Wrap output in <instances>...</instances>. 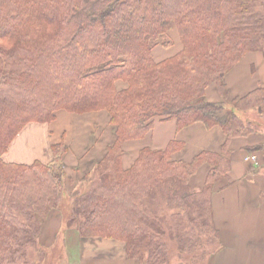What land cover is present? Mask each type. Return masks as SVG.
Returning <instances> with one entry per match:
<instances>
[{"label":"trees","instance_id":"1","mask_svg":"<svg viewBox=\"0 0 264 264\" xmlns=\"http://www.w3.org/2000/svg\"><path fill=\"white\" fill-rule=\"evenodd\" d=\"M172 29L181 50L155 62L152 46ZM248 52L264 53V0H0V264H27L49 212L63 208L62 145L50 166L2 158L26 125L50 123L60 110L105 111L116 136L85 189L69 195L67 228L124 243L138 264H170L167 235L180 252H194L202 234L218 248L212 188L227 177L231 139L251 132L235 110L264 112V89L226 107L223 78ZM211 84L221 103L204 100ZM155 118L178 130L218 126L225 144L190 163L170 160L174 144L143 149L122 170V144L141 139ZM204 163L211 169L196 191L189 179Z\"/></svg>","mask_w":264,"mask_h":264},{"label":"crops","instance_id":"2","mask_svg":"<svg viewBox=\"0 0 264 264\" xmlns=\"http://www.w3.org/2000/svg\"><path fill=\"white\" fill-rule=\"evenodd\" d=\"M180 50L177 33L172 29L152 46V56L155 62H160ZM223 83L228 108L233 99L264 89V53L244 54L225 75ZM115 85L117 90L126 88L121 81ZM204 98L213 104L223 101L213 86L206 89ZM235 114L251 132L231 139L227 177L212 188V221L219 236L218 248L209 264H264V112L235 110ZM115 139V127L109 123L107 112L73 114L60 110L50 123L26 125L2 158L7 164L50 166L55 161L52 148L62 145L65 152L59 158V165L67 187L71 186L63 201L70 203L69 195L85 189V179L92 177L95 165L105 157ZM225 141L218 126L207 129L197 122L178 130L175 120L155 118L141 139L122 144L120 166L128 170L141 150L163 152L172 144L176 149L170 160L190 163L201 153H220ZM250 156H255L256 164L249 160ZM210 169L208 164H202L189 179L190 187L200 191ZM65 209L63 206L61 211L49 212L38 238L39 247L49 251L50 260L53 255L54 264H138L127 257L124 243L83 238L76 230L67 228L68 207L66 212Z\"/></svg>","mask_w":264,"mask_h":264},{"label":"rangeland","instance_id":"3","mask_svg":"<svg viewBox=\"0 0 264 264\" xmlns=\"http://www.w3.org/2000/svg\"><path fill=\"white\" fill-rule=\"evenodd\" d=\"M209 86L216 87L214 84H211ZM251 127L256 128L254 125H251ZM70 189L71 186L67 187L66 192L69 193ZM69 204L70 203H66L64 201L62 202L64 209L66 206L65 212L67 211V207H69ZM164 213L167 217L168 224H170L171 226L174 225L170 218V215L173 213V211L164 210ZM201 236H202L201 242L199 243L198 247L195 249L194 252L189 253V252H180L178 250L176 243L172 239H170L167 235L166 238L164 239V242L167 248L169 263L170 264H176V263L177 264H209L212 255L215 253L217 249L216 244H209L210 242L207 240L208 235L202 234ZM49 254H50L49 251L46 250L44 251L41 248L38 252L30 249L28 251V256H27L28 258L26 262L27 264H54L55 262L52 260L53 255L51 256V260H50Z\"/></svg>","mask_w":264,"mask_h":264},{"label":"built area","instance_id":"4","mask_svg":"<svg viewBox=\"0 0 264 264\" xmlns=\"http://www.w3.org/2000/svg\"><path fill=\"white\" fill-rule=\"evenodd\" d=\"M249 160H251L252 162H254L256 164V158H255V156H250L249 157Z\"/></svg>","mask_w":264,"mask_h":264}]
</instances>
